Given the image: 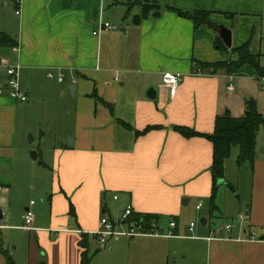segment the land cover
<instances>
[{"label": "crops", "instance_id": "obj_1", "mask_svg": "<svg viewBox=\"0 0 264 264\" xmlns=\"http://www.w3.org/2000/svg\"><path fill=\"white\" fill-rule=\"evenodd\" d=\"M11 1L12 6L0 0V35H8L13 43L5 45L0 37V64H20L27 100L16 101L5 87L0 90V239L5 236L0 240V264H6V255L14 264H39L41 258L45 264H80L82 234L92 236L102 217L117 222L128 206L133 213L157 218L152 224L164 234L169 222H175L176 236L138 235L157 247L143 244L137 256L147 252L169 263V242L182 239L198 245L195 256L204 254V264H264V162H256L259 173L253 176L244 213L231 218L238 228L208 240V217L202 214L204 230L181 235L182 230L196 229L193 221L191 230L190 223L179 228L176 216L183 205L194 199L195 211H201L203 206L196 205L211 194L212 144L175 130L187 126L208 134L217 116H242L249 98L257 105L260 82L250 66L213 74L200 70L196 62L225 59L214 47L218 25L231 30V47L246 42L260 26L264 0ZM145 2L158 8L137 23ZM172 9L208 11L210 23L195 27ZM156 12L159 17L152 16ZM226 13L240 16L234 23ZM121 20L119 30L92 35L99 22ZM167 71L181 75L173 96L162 85ZM48 72L53 78L62 74V81L49 80ZM229 84L232 91L227 90ZM150 88L156 91L155 99L147 96ZM50 94L56 95L55 104L47 101ZM101 101L111 105L112 113ZM147 126L155 128L135 136ZM40 127H53L54 138L47 162L39 164L41 153L31 158L27 134ZM33 192H38L39 203L17 199ZM27 208L34 216L31 230L21 228ZM15 234L21 237L19 247L10 249Z\"/></svg>", "mask_w": 264, "mask_h": 264}, {"label": "rangeland", "instance_id": "obj_2", "mask_svg": "<svg viewBox=\"0 0 264 264\" xmlns=\"http://www.w3.org/2000/svg\"><path fill=\"white\" fill-rule=\"evenodd\" d=\"M10 5L12 1L9 0ZM12 6V5H11ZM240 16V15H239ZM238 15H234L233 18H227L232 22H236L238 20ZM258 18L260 19V26L257 28H253L250 32V52L254 54H263L264 55V9L259 13ZM112 24V23H111ZM124 24V21L113 22L112 25H115V30H119L121 25ZM248 38V39H249ZM225 54V52H223ZM262 63H264V59H260ZM260 76L259 78H261ZM264 77V76H263ZM56 78H51L49 80L54 81ZM68 88V87H67ZM52 104L56 103V95L50 94L47 98ZM255 101V100H254ZM72 104V101L70 99ZM44 105H47V102H44ZM257 109L264 114V86L261 87V83L259 85V94L257 97ZM50 122V119L47 120L46 123ZM54 125V124H53ZM52 125V126H53ZM47 127V126H46ZM38 128L32 134H27V141L29 146L31 147L30 151L36 152L39 155V159L37 162L39 163L42 160L46 161V156L50 151L52 142H53V132L51 128ZM44 129H48L46 135H44ZM238 148L235 146L232 148L229 158L225 161V173L227 180L231 183V186L226 184H219L217 186V190L214 197V204L217 207L216 210L211 212V215L208 214L210 208V196H208L207 200L200 201L202 203V210L195 211V203L197 200L190 199L186 205L182 207V214L176 216V221L179 228L185 229L188 227L190 221L195 223L196 229L192 232L182 230L183 234L181 235H194L198 234V230H204L200 223V218L202 214H205L208 217V225L205 228V232L207 231H216V229L226 223H231V228L235 229L239 227L238 222L232 223L231 218L237 217L238 211L244 213V209L247 207V204L250 201V195L252 191L251 185L253 184V176H258L259 169L256 167V162L261 159L264 162V130L262 127L259 129L257 134V146L255 148L256 157L253 165L250 162H244L240 165H237L235 161V157L237 154ZM40 164V163H39ZM19 193V192H18ZM21 193V192H20ZM19 193V194H20ZM18 194V195H19ZM21 195V194H20ZM23 198H19L18 200H33L39 203L40 198H38V192L26 193L22 195ZM3 209V208H2ZM4 211V209H3ZM33 213V212H32ZM196 213V214H194ZM260 214V213H259ZM264 214V213H263ZM261 219L262 216L259 215ZM116 218V217H113ZM236 221V220H235ZM3 222V219L0 223ZM242 227H245V224H241ZM220 229V228H219ZM254 232L256 235H260V231L257 232L258 227H254ZM177 233V232H176ZM179 233V232H178ZM258 233V234H257ZM4 235V234H3ZM179 235V234H178ZM3 236L1 239H3ZM0 239V240H1ZM20 235L15 234L11 237V240L15 242V244L10 246V249L16 245L19 247L20 243ZM116 237L107 238V243L105 248H100L96 240L90 236L89 237V251H90V263L89 264H204V254H199L195 256V250L198 249V245L191 244V241H184L182 239H173L169 242L168 247L169 251L173 253L169 256V263L159 260L156 256L149 255L147 252H143L142 255H136V250L139 249L140 246L145 244L144 246H148L149 248H156L157 243H151L152 241L145 240L141 236L129 237V236H120L118 240H115ZM132 240H134L132 242ZM151 240V239H150ZM6 241V240H5ZM4 246H7L5 242ZM164 245H159V247H163ZM45 251V249H44ZM43 251V252H44ZM45 253V252H44ZM161 259V258H160ZM165 260V256H164Z\"/></svg>", "mask_w": 264, "mask_h": 264}, {"label": "trees", "instance_id": "obj_3", "mask_svg": "<svg viewBox=\"0 0 264 264\" xmlns=\"http://www.w3.org/2000/svg\"><path fill=\"white\" fill-rule=\"evenodd\" d=\"M157 9V4H148L145 2L142 5V14L136 16L135 21L137 23L144 19L147 14ZM179 16L190 19L193 21L194 26L200 24H209L210 12L204 10H195L194 12H183L180 10H174ZM227 18H233L234 14H224ZM2 43L5 45H12V39L8 35H0ZM214 47L217 50L225 52V59L218 62H196V65L200 70L209 71L213 74L225 73L228 74L233 68H240L243 65L250 66L256 73L257 77L264 76V63L260 59H264L263 54H254L250 52V38L239 46H232L227 48L221 41L219 36L215 37ZM103 102V101H101ZM112 113L111 105L103 102ZM118 124L124 128L131 129V126L123 120H117ZM264 130V114L257 109L256 102L249 98L245 100V111L240 117H233L229 113L219 115L214 120L213 131L208 134L199 133L187 126H175V130L185 138L191 137H203L210 141L212 144V157L210 164L211 173V194H210V210H216L217 206L214 204V197L217 190L218 181L224 180V164L227 158H229L233 147L238 148V153L235 158L237 165L244 162H250L253 165L255 160V145L256 135L260 128ZM155 127L147 126L142 131H135V136L146 133L147 131ZM225 184L230 186L225 181ZM231 187V186H230ZM69 214L74 217V210L71 203H69ZM149 215H140L137 213H131L124 220V225L127 228H131L136 225H141L145 230L151 229V224L157 222L156 219H152ZM89 237L86 233L82 234L81 239L78 242L79 247L82 249L80 253V264L90 263V251H89ZM95 239V236L92 235ZM6 264H14L12 258L6 255ZM39 264H45V259L41 258Z\"/></svg>", "mask_w": 264, "mask_h": 264}, {"label": "built area", "instance_id": "obj_4", "mask_svg": "<svg viewBox=\"0 0 264 264\" xmlns=\"http://www.w3.org/2000/svg\"><path fill=\"white\" fill-rule=\"evenodd\" d=\"M18 14V11L16 12ZM117 27L115 25H112L108 22H99L96 29L92 31V35L96 36L102 31L106 30H115ZM1 70L3 71V77ZM20 77H21V66L19 63L14 65H5L0 64V90L4 87L7 89L8 96L16 101L19 102H25L27 100V95L23 91L21 85H20ZM48 78H53L54 75L51 72L47 73ZM62 74L57 75L56 80L58 82L62 81ZM181 79V75L179 73L175 72H164L162 74V85L168 89V92L171 96L175 94V91L179 85V81ZM231 80V77L229 78ZM114 81H117V76L114 77ZM259 82L261 83V87L264 86V77L259 78ZM227 90L232 91L233 86L232 84H229L227 86ZM1 190V186H0ZM116 198V196H114ZM31 204L33 201L30 202ZM202 203L199 202L196 205V208H201ZM132 213V209L130 206L126 207L124 212L121 215L120 220L117 222H112L106 217H102L99 220V226L98 229L95 231H92L91 234L95 236V240L98 243V246L100 248H105L107 243V238L109 237H120V236H138V235H149V236H167V237H173L176 236L173 232V228L175 227V222L171 220L169 222V230L164 234L161 231H159L154 224H151V229L145 230L140 224L133 226L131 228H127L124 225V220L128 217L129 214ZM33 213L30 209H26L22 219H23V226L21 227L24 230H31V224L33 222ZM233 223V221H232ZM193 223H190L189 229L191 230L193 227ZM220 228V229H219ZM231 229V223H226L216 229L214 232H210V237H207V239H211L212 237H216L222 232H227ZM250 239L254 238V233H250Z\"/></svg>", "mask_w": 264, "mask_h": 264}, {"label": "water", "instance_id": "obj_5", "mask_svg": "<svg viewBox=\"0 0 264 264\" xmlns=\"http://www.w3.org/2000/svg\"><path fill=\"white\" fill-rule=\"evenodd\" d=\"M158 16L159 17V13L156 12V14H152V16ZM215 31L217 32L218 36L221 38L222 42L224 43V45L227 47V48H230L231 47V30L228 29L227 27H225L224 25H218L217 29H215ZM147 96L150 98V99H155L156 97V91L153 89V88H150L147 92ZM30 156L31 158L35 159L36 158V152H33L31 151L30 152ZM220 183H225L224 180H219L218 181V184ZM2 209L0 207V220L2 218ZM206 222L205 218H200V223L202 225H204Z\"/></svg>", "mask_w": 264, "mask_h": 264}]
</instances>
